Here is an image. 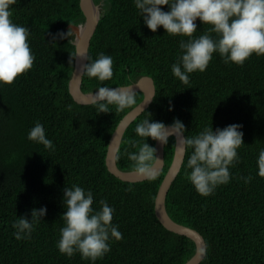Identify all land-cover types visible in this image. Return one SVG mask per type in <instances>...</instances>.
<instances>
[{"label": "trees", "instance_id": "obj_1", "mask_svg": "<svg viewBox=\"0 0 264 264\" xmlns=\"http://www.w3.org/2000/svg\"><path fill=\"white\" fill-rule=\"evenodd\" d=\"M95 2L102 17L88 58L98 59L101 52L112 56L114 75L100 81L85 70L82 90L125 86L142 76H151L156 86L150 106L125 131L117 155L119 168L134 170L125 149L138 150L129 141L143 142L135 129L145 118L166 125L178 118L187 127L185 136L208 125L215 130L242 124L245 144L239 149L241 162L231 169V181L209 196L200 194L185 175L192 151L187 146L166 206L175 221L204 236L207 250L200 264H264V176L258 168L264 149V55L253 54L241 66L225 63L215 53L207 70L190 73V83L184 84L173 74L172 65L181 39L188 37L169 35L163 26L152 31L134 0ZM13 8L14 22L31 29L36 60L28 74L0 87V264H93L79 252L68 257L57 247L66 211L64 190L73 184L93 191V207L99 209L102 199L114 206L113 223L123 233V239L113 240L111 251L95 264H184L196 251L195 241L165 227L155 213L158 190L174 157L175 136L165 145V166L155 180L128 182L112 174L106 164L111 137L144 93L137 91L136 105L123 112L110 105L112 111L106 113L71 95L76 45L59 33H67L71 24L85 23L81 0H18ZM197 24L196 36L211 27L199 19ZM37 121L53 140L54 151L28 138ZM148 143L156 147L151 137ZM249 175L250 183L241 179ZM43 206L48 213L32 238L18 240L13 227L18 216L27 214L31 219L32 210Z\"/></svg>", "mask_w": 264, "mask_h": 264}, {"label": "clouds", "instance_id": "obj_2", "mask_svg": "<svg viewBox=\"0 0 264 264\" xmlns=\"http://www.w3.org/2000/svg\"><path fill=\"white\" fill-rule=\"evenodd\" d=\"M17 3L18 0H0V87L11 85L22 74H28L36 60L30 47L31 29L15 23L12 18L13 6ZM134 3L152 31L156 32L163 26L169 35L188 37L181 39V51L177 62L172 65L173 74L184 84L190 83V73L206 71L215 53H219L225 63L241 66L253 54L264 55V0H134ZM166 5L169 10L163 7ZM198 19L211 27L196 36ZM59 36L72 37V30L67 33L61 31ZM88 60L90 63L84 68L89 77L100 81L113 78L112 56L101 52L98 59ZM136 103V91L132 87L102 86L93 98L97 112L105 113L112 111L110 105H115L117 112H123ZM67 107L72 109L71 104ZM242 128L240 123L215 130L213 125H208L198 134L184 137L185 144L192 149L187 159L190 171L185 175L200 194L209 196L218 186L231 181V169L242 159L239 154V149L245 144ZM171 129L183 134L187 127L178 118L171 126L150 118L137 124L135 131L144 140L129 141L137 151L125 149L137 174L149 180L157 178V165L161 158L157 155V148L148 143V138L166 145ZM28 138L55 150L53 140L48 138L45 126L39 121L30 129ZM258 168L259 175L264 176V149L259 152ZM241 179L250 183L253 177L249 175ZM64 193L66 211L62 214L64 226L60 229L57 247L68 257L79 252L84 260L95 264L111 251L113 240L123 239L119 226L113 223L115 207L106 199L100 200L99 209L93 207V191L79 184L67 186ZM47 213V206H43L32 210L31 219L27 214L18 216L13 225L16 238L31 239L37 223Z\"/></svg>", "mask_w": 264, "mask_h": 264}, {"label": "water", "instance_id": "obj_3", "mask_svg": "<svg viewBox=\"0 0 264 264\" xmlns=\"http://www.w3.org/2000/svg\"><path fill=\"white\" fill-rule=\"evenodd\" d=\"M81 5L84 12L86 13L85 23L70 25V29H72L75 33L73 42L76 45V59L75 68L69 81V90L71 95L77 101L81 103H92L94 95L98 89L91 92H84L82 90V81L83 75L85 73L84 65L87 64L88 61V47L90 40L97 29L99 21L102 17V12L100 10L101 6L97 4L95 0H81ZM127 87L134 88L136 92L142 91L144 93V98L123 117L115 129L108 146L106 164L109 171L119 179L128 182H138L146 180L147 178L137 174L135 170H123L119 168L117 164V155L126 129L133 122V120L136 119L137 116L142 114L150 106L156 94V86L154 79L151 76H142L136 82H133L129 85L111 88ZM168 126H171V124ZM168 134L169 137L173 135L175 136L176 147L172 163L166 175L164 176L156 196L155 213L165 227L176 233L187 235L195 241L196 251L194 255L184 264H200L207 250V244L204 236L198 230L175 221L169 215L166 206L168 191L181 170L187 150V145L184 142V132L182 134L180 131L171 129L169 130ZM156 148L157 155L161 158L160 163L157 165L159 174L165 166V144H162L156 140Z\"/></svg>", "mask_w": 264, "mask_h": 264}, {"label": "rangeland", "instance_id": "obj_4", "mask_svg": "<svg viewBox=\"0 0 264 264\" xmlns=\"http://www.w3.org/2000/svg\"><path fill=\"white\" fill-rule=\"evenodd\" d=\"M101 10V12H102V8L100 9ZM72 30V29H71ZM69 31V30H68ZM72 40L75 38V33H74V31L72 30V37H70Z\"/></svg>", "mask_w": 264, "mask_h": 264}]
</instances>
